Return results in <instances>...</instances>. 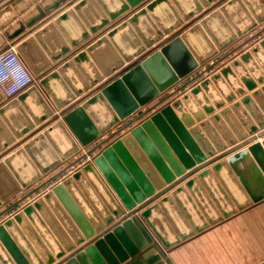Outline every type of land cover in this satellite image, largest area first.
<instances>
[{
	"label": "water",
	"instance_id": "water-1",
	"mask_svg": "<svg viewBox=\"0 0 264 264\" xmlns=\"http://www.w3.org/2000/svg\"><path fill=\"white\" fill-rule=\"evenodd\" d=\"M225 1L188 25L184 22L190 13L174 9V0L5 1L0 7V52L15 46L31 72L43 74L40 85L60 110L45 122L54 112L44 108L39 96L42 114L35 116L32 111L25 116L19 109L23 122L17 126L7 111L19 99L0 105V116L12 133L6 132L5 147L16 141L11 149L21 146L22 152L33 153L62 126L57 122L60 117L83 146L102 138L118 121L137 115L139 123L52 190L22 201L21 209L0 226L4 264H166L162 247L170 249L264 200V140L260 141L264 137V36L174 98L173 94L161 98L152 108L156 111L143 110L162 93L149 67L167 66L177 79H185L237 42L240 36L225 17L227 4L217 9ZM89 4L99 10L90 18L101 24L87 19ZM161 4L172 11L171 23L157 16ZM49 14L55 17L53 22L33 35ZM67 17L83 34L71 42L80 49L72 50L69 57L86 80L87 88L77 91L62 78L64 67L40 45L45 29L56 24L60 28ZM95 93L94 99L85 101ZM3 99L0 90V104ZM98 100L112 113L113 119L104 127L91 111ZM111 137L96 148L108 144ZM8 152L3 151L0 159ZM59 163L53 159L52 167L40 169L47 172ZM82 173L91 183L87 195L97 196L98 208L76 186ZM63 187L83 208L80 217ZM56 194L64 203L55 199ZM5 199L0 194V207Z\"/></svg>",
	"mask_w": 264,
	"mask_h": 264
},
{
	"label": "crops",
	"instance_id": "crops-1",
	"mask_svg": "<svg viewBox=\"0 0 264 264\" xmlns=\"http://www.w3.org/2000/svg\"><path fill=\"white\" fill-rule=\"evenodd\" d=\"M5 1L7 0H0V7L5 4ZM219 1L222 0H212L207 3L204 2V0H174L172 7H174V9L179 8L190 13L185 20L184 25H188L186 23L200 17L194 23L196 24L199 20H201V15L208 11L209 7H213ZM226 4L227 8L225 17L230 26L239 34L240 37L237 42L233 44L234 46H230L225 53H233V55L237 56L239 53L247 49L250 44L257 42L260 37L264 36V0H226L225 3L219 5L217 9H221L223 5ZM67 9L63 10L56 16L59 17L63 15L62 13H64ZM193 10H195V12H193ZM94 11H99L94 5L89 4L85 6L87 19L90 21L93 20V24H101V20H94L90 18L93 16L92 14ZM100 12L103 13V11ZM156 13L157 16L166 23H171L173 21L172 11L165 4L159 5L156 9ZM8 14L9 13H5L4 15ZM177 14H179L178 11ZM46 17H48V21H40L38 23L40 26L34 31L33 35L38 31H42V29L50 25V23H52L55 19V17L51 18L52 14H49ZM115 21L118 23V20ZM59 24H61L60 28L56 24L49 29H45L42 34L43 44L40 43V45L43 47L45 53L50 55V58H55L53 60L60 68L64 67L61 71V76L69 84L72 90L77 91L85 89L87 87H85L86 80L83 75L74 63H69L71 51L80 49L79 46L74 48L71 42L79 39L83 34H81L80 28L71 17L63 19ZM112 25L108 27H112ZM175 30H172L170 33H173ZM168 35L169 34L166 36ZM148 50L149 49L146 51ZM155 54L156 52L150 54L149 57H152V55ZM214 57H212L209 61H211ZM221 58L222 55L216 57L210 62V64L214 61H219ZM147 59L149 58H146L145 60ZM39 68H41V66ZM201 68L204 69V64L201 65ZM148 72L151 74L155 84L161 87L162 93L159 97L143 108L144 111H149L151 107H154L159 103L161 98L175 93L182 85H187L193 80V77L189 78L191 79L190 81L186 79L179 80L176 76H174L173 71L169 70V67L164 66L161 68L157 64H154L151 68L149 67ZM163 72L166 73L161 74ZM42 75L43 74L35 76L33 74L35 78L34 83L16 96L12 98L4 96L0 105L9 104L19 99V101H17V105L11 106L7 111V114L14 125L21 126L23 122L19 109L25 116H28V113L31 116L32 111L35 116H40L42 114L40 112V110H42V106L38 102L39 96L44 101V108L54 112V114L47 118L45 122L59 113L60 110L56 107L49 92L42 85H40ZM194 84L195 82H193L190 86ZM97 94L98 93L90 95L87 99H85V101L90 102ZM82 95H86V92ZM71 105L72 103H69L64 106V108L70 107ZM91 111L94 120L101 127L106 126L109 122H111V119H113L111 111L102 100H98L96 103L91 104ZM150 115L151 113L145 117L148 118ZM136 117L137 115H133L125 121H118L111 125V127L105 131V135L102 136V138H99V140L88 146H83L80 143L72 129L60 117L57 119V122L62 126L55 128L51 135L46 137L47 145L41 143L36 146L33 153L29 154L25 151L22 152L23 149L21 146L11 149L10 147L15 145V143H17L16 141L13 142V144H10L9 147H5L6 141L9 139L6 132L10 133V135H12V133L0 116V154L3 153V151L9 150L8 154L0 159V165L3 166L0 169V194L6 198L0 209L3 206L10 205L12 201L19 196H28L35 186L44 185L49 179L55 178L61 171H64L67 167L74 164L81 154H84L87 150L96 149L97 145L102 142V139L112 133H116L122 124H125L124 127H130L133 125L130 129H126L122 134L130 131L139 123L138 121V123L131 124ZM145 117L143 119H145ZM54 123L55 122L51 123L50 126ZM46 129H43L42 132L44 133ZM261 131L263 130H260L259 132ZM116 138L117 136H114L113 139ZM113 139H110L111 141L108 144H104L103 147L113 143L115 141ZM247 139L249 138L238 141L235 144V147ZM263 140L264 137L260 138V141ZM231 147H228V149H231ZM49 148H51L52 153L48 150ZM115 155L119 159L120 156L118 157L117 153H115ZM218 155H220V153L206 160L209 161ZM53 159L60 161V163L49 169L47 172H42L40 166L47 169L52 167L54 165L52 164ZM176 179H179V177L177 176ZM75 183L79 190L84 192L86 198L92 206L95 204L97 207L94 200H97L100 206L97 196L90 195L89 193L87 195V192H89V185H91V183L84 173H82L81 181L77 180ZM169 185L171 184H167V187ZM63 190L65 195L72 200L75 205L72 207V210L78 217H80V214L83 215L84 210L81 205L76 201L66 187H63ZM140 190L142 191V189ZM156 193L159 192L157 191ZM55 199L59 201V203H64V199L59 194H56ZM17 225L21 230L20 225ZM170 238L172 242L176 243L175 236L170 235ZM162 249L165 250V252L162 250L161 253L163 254L162 258L166 261V264H264V200L185 241L176 243L168 249V253L165 247H162ZM0 264H4L1 259ZM13 264L15 263L13 262Z\"/></svg>",
	"mask_w": 264,
	"mask_h": 264
},
{
	"label": "built area",
	"instance_id": "built-area-1",
	"mask_svg": "<svg viewBox=\"0 0 264 264\" xmlns=\"http://www.w3.org/2000/svg\"><path fill=\"white\" fill-rule=\"evenodd\" d=\"M13 56L17 57L23 63V65L25 67V70L28 73V80L22 87H13V82L11 80H2V79H0V90L4 94V96L7 97V98H12V97L16 96L17 94L21 93L26 88L31 86L34 83V80H35L32 72L30 71V69L27 67V65L25 64V62L21 58V56H20L19 52L17 51V49L15 48V46H11L10 48L6 49L5 51L0 52V63L10 59ZM233 56H235V55H233V53H226V54L222 55V58L219 61L211 63L208 67H204V69L200 68V70L197 71V74L195 76H193V79L195 80L194 82L195 83L199 82L201 79H203L205 76H207L210 73H212L219 66L225 64ZM209 67H211V68L208 69ZM202 73H205L206 75H202ZM182 87H184V88L181 89ZM181 88L179 90H177L175 93H172L173 94L172 98L177 96V94L183 92L184 89L185 90L188 89L186 84L181 86ZM133 123H136V121L134 120V121L131 122V124H133ZM124 126H125V124H122L118 128V131L116 133H112V134H116L117 135L119 133H123L125 131L124 130L125 129ZM132 126H130V127L126 126V127H127V129H130ZM119 129H122V131H120ZM116 135H113V137H111L110 139L114 138V136H116ZM99 153H96V155H92V154H89L87 152L85 154H81V156L77 159V161L74 162V164H72L71 166L67 167L64 171H61L59 173V175H57L55 178L49 179L48 181H46V183L44 185L35 186L31 190V193L28 196H26V197L25 196H22V197L19 196L16 199H14L10 205L3 206L0 209V226L6 220L12 218L15 215V213L19 209H21V203L26 198H28L29 196H31L33 194H36L37 197L38 196H42L48 190L52 189L55 185H58L60 182H62L63 179H65L66 177L71 176L76 170H78V169L82 168L84 165L92 162L94 160V158ZM54 179H55V182L53 183Z\"/></svg>",
	"mask_w": 264,
	"mask_h": 264
},
{
	"label": "clouds",
	"instance_id": "clouds-1",
	"mask_svg": "<svg viewBox=\"0 0 264 264\" xmlns=\"http://www.w3.org/2000/svg\"><path fill=\"white\" fill-rule=\"evenodd\" d=\"M0 79L11 80L13 87H22L28 80L23 63L15 56L0 63Z\"/></svg>",
	"mask_w": 264,
	"mask_h": 264
},
{
	"label": "rangeland",
	"instance_id": "rangeland-1",
	"mask_svg": "<svg viewBox=\"0 0 264 264\" xmlns=\"http://www.w3.org/2000/svg\"><path fill=\"white\" fill-rule=\"evenodd\" d=\"M233 46H234V45H233ZM225 52H226V51L220 53V54L217 55L216 57H218V56H220V55H223V54H226ZM216 57H214L211 61H213ZM211 61H208V62L204 65V67H206L207 65H209ZM214 62H215V61H214ZM214 62H213V63H214ZM202 68H203V67H202ZM196 74H197V71H195L194 73H192L190 76L186 77L185 79L190 81L191 79H189V78H192V77L195 76ZM191 84H193V82L188 83V84H187V87L189 88ZM182 86H183V85H182ZM159 101H160V100H159ZM150 103H151V102H150ZM152 108H153V107H151L150 110H152ZM159 108H160V107H158V109H159ZM156 109H157V108L153 109L152 112H153V111H156ZM152 112L150 111V113H152ZM150 113H149V114H150ZM136 119H137V117H136ZM136 119H135V121H136ZM103 146H104V145H102V146L99 147V148L93 149V150H87L86 152L89 153V154H92V155H96V153H99V152L101 151V149L104 148ZM86 152H85V153H86ZM85 153H84V154H85ZM80 156H81V155H80ZM59 177H60V176H59ZM59 177H58V178H59ZM54 182H55V179L53 180V183H54ZM32 196H33L34 198L37 197L36 194H34V195H32ZM166 251H167V253H168L169 250L166 249Z\"/></svg>",
	"mask_w": 264,
	"mask_h": 264
},
{
	"label": "flooded vegetation",
	"instance_id": "flooded-vegetation-1",
	"mask_svg": "<svg viewBox=\"0 0 264 264\" xmlns=\"http://www.w3.org/2000/svg\"><path fill=\"white\" fill-rule=\"evenodd\" d=\"M129 119V118H128ZM127 120V119H126ZM125 121V120H124ZM127 129V127H125V129L124 130H126ZM122 135V133H119V134H117L116 136H117V138H120V136ZM113 139V138H112ZM114 140V139H113ZM73 175V174H72ZM67 178V177H66ZM65 178V179H66ZM61 183V182H60ZM53 189V188H52ZM52 189H50V190H52Z\"/></svg>",
	"mask_w": 264,
	"mask_h": 264
},
{
	"label": "bare ground",
	"instance_id": "bare-ground-1",
	"mask_svg": "<svg viewBox=\"0 0 264 264\" xmlns=\"http://www.w3.org/2000/svg\"><path fill=\"white\" fill-rule=\"evenodd\" d=\"M206 63H204V65H205ZM200 67H201V65H200Z\"/></svg>",
	"mask_w": 264,
	"mask_h": 264
}]
</instances>
